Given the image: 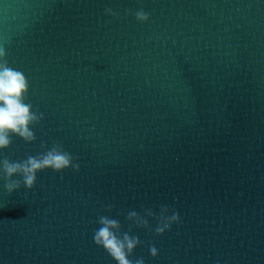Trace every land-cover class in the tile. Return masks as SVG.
<instances>
[{"label":"water","instance_id":"obj_1","mask_svg":"<svg viewBox=\"0 0 264 264\" xmlns=\"http://www.w3.org/2000/svg\"><path fill=\"white\" fill-rule=\"evenodd\" d=\"M0 264H264V0H0Z\"/></svg>","mask_w":264,"mask_h":264}]
</instances>
